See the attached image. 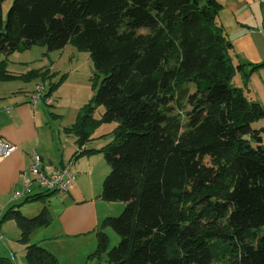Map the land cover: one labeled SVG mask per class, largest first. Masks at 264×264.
<instances>
[{"label": "trees", "instance_id": "obj_1", "mask_svg": "<svg viewBox=\"0 0 264 264\" xmlns=\"http://www.w3.org/2000/svg\"><path fill=\"white\" fill-rule=\"evenodd\" d=\"M4 1L0 56L67 43L90 53L94 101L104 110L100 118L79 110L66 129L77 143L97 125L117 122L99 150L109 166L100 197L124 206L97 228L92 264L107 249L106 227L119 235L107 250L111 264H264V126H254L264 108L232 83L241 64H233L217 22L219 3L12 0L4 19ZM39 75L51 89L58 85L48 68ZM14 76L1 59L0 79ZM184 84L192 89L181 90L189 109L179 132L172 110ZM5 218L20 230L28 264H58L29 242L49 222L46 205L30 217L11 207ZM0 264L11 262L0 256Z\"/></svg>", "mask_w": 264, "mask_h": 264}, {"label": "crops", "instance_id": "obj_2", "mask_svg": "<svg viewBox=\"0 0 264 264\" xmlns=\"http://www.w3.org/2000/svg\"><path fill=\"white\" fill-rule=\"evenodd\" d=\"M216 1L219 3L217 22L231 43L232 62L241 64L232 76V83L237 87L246 86L248 97L264 108V0ZM33 48L37 50L35 60L30 61L28 55H24L17 60L22 61L18 62L21 68L7 65L11 53L0 56V60L6 59V69L15 75L0 79V136L16 146L13 152L0 158V233L4 244L8 230L20 235L13 219H3L9 208L18 209L30 217L46 205L49 222L34 228L29 234V242L44 247L60 264L66 257H72L67 264H84V258L97 245L96 230L101 221L123 209L119 202H107L100 197L109 166L99 150L109 141H102L103 132L97 131L101 127L99 124L91 131L88 140L79 145L77 136L66 130L79 111L64 119L61 102L55 103L57 100L55 96L51 97L54 90L50 86L45 88L51 98L50 104L42 99L31 102L30 93L41 81L39 74L45 68L53 73L57 66L56 62L54 67L45 66L48 53L45 54L44 46L36 45L19 52ZM253 65L258 66L252 69ZM50 105L53 106L51 110L47 108ZM8 106L10 109L6 110ZM255 124L256 127L264 126V117ZM34 151L40 155L46 171L71 163L76 179L66 196L39 189L37 196L30 198L32 202L30 199H11V192L18 188L22 174L31 165ZM80 151L85 152L74 158Z\"/></svg>", "mask_w": 264, "mask_h": 264}, {"label": "rangeland", "instance_id": "obj_3", "mask_svg": "<svg viewBox=\"0 0 264 264\" xmlns=\"http://www.w3.org/2000/svg\"><path fill=\"white\" fill-rule=\"evenodd\" d=\"M11 2L12 0H5L2 4L4 19H6L7 10ZM35 49L36 48L28 50L30 52L13 51L8 55L7 65H11L13 68H21L20 63L22 61L17 60H21V58L26 55H28L30 61L35 60L37 55V50ZM47 53L48 57L45 58V66L54 67V62L57 64L56 71L53 72L50 82L57 83L58 85L53 89L54 91L52 92L53 95L51 97H56L57 101H55V103L59 101L61 102L60 110L63 112V118H68L71 113H78V111L84 106L90 108L91 114L94 118H100L104 107L94 101L98 81L95 80V68L90 53L87 50L76 47L72 43H67L63 48L52 51H47L45 48V54ZM14 60L16 61L15 63H13ZM49 72L52 73L50 70ZM45 80L44 83L48 86ZM185 87H187L189 91L192 89V85L184 84L181 89L176 90V97L172 110V114L176 115V118L181 125L179 132L184 130L183 124L186 119V111L189 109V106L186 105L184 98L181 96V90ZM57 88L59 89L55 91ZM47 108L51 110L53 106L50 105ZM116 123V121L101 123V127L97 131L103 132L101 138L103 142L112 140V132L110 131L113 126H116ZM255 125L256 124H254V126ZM119 203L124 206L123 202ZM8 232L9 233L5 235L6 243L4 244L3 242H0V256L7 258L11 264H28L25 260L24 245L20 241V235L14 234L13 230H8ZM103 232L107 238V249L100 253L99 260L101 264H111L107 260V250L118 243L119 235L111 227L104 228ZM96 249L97 245L93 251L84 258V264H92L89 255L94 253ZM71 260L72 257H66L65 261L63 260L62 262L63 264H67ZM58 264L60 263L58 262Z\"/></svg>", "mask_w": 264, "mask_h": 264}, {"label": "built area", "instance_id": "obj_4", "mask_svg": "<svg viewBox=\"0 0 264 264\" xmlns=\"http://www.w3.org/2000/svg\"><path fill=\"white\" fill-rule=\"evenodd\" d=\"M46 85L43 81L35 84L30 93V100L35 103L42 99L46 104L51 103V98L45 91ZM10 107H6L9 110ZM16 149V146L9 143L0 136V158L9 155ZM42 159L35 151L31 154V165L27 172L23 173L18 188L11 192V199H26L36 194V191L44 190L55 192L60 197L68 194L75 182V174L70 162L63 163L52 171H46L41 165ZM3 235L0 233V241L3 242Z\"/></svg>", "mask_w": 264, "mask_h": 264}]
</instances>
